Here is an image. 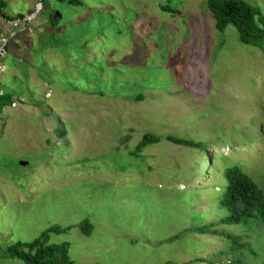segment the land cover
<instances>
[{
    "label": "rangeland",
    "instance_id": "rangeland-1",
    "mask_svg": "<svg viewBox=\"0 0 264 264\" xmlns=\"http://www.w3.org/2000/svg\"><path fill=\"white\" fill-rule=\"evenodd\" d=\"M6 1L7 19L24 20L0 15V94L16 96L0 117V264H23L7 248L49 229L75 264H264L260 219L185 232L222 218L211 199L227 168L264 192L263 51L231 25L218 32L207 0ZM244 1L264 17V0ZM55 11L57 49L41 54L25 33L20 63L2 62L12 33ZM146 134L206 148L161 141L135 155ZM227 235L242 238L237 257L221 254Z\"/></svg>",
    "mask_w": 264,
    "mask_h": 264
},
{
    "label": "trees",
    "instance_id": "trees-1",
    "mask_svg": "<svg viewBox=\"0 0 264 264\" xmlns=\"http://www.w3.org/2000/svg\"><path fill=\"white\" fill-rule=\"evenodd\" d=\"M161 1V0H157ZM45 10L54 11L57 5L78 8L83 5L82 0H42L39 2ZM162 12L180 14L168 5H159ZM8 9V2L0 0V15L7 19L5 11ZM207 10L214 19L215 29L223 33L228 26H233L238 35L240 42L246 46H252L263 51L264 43V17L258 8L250 5L244 0H207ZM47 22L42 24H33L31 27H24L25 30H18L12 38L16 39V43L8 40L4 46L3 52L6 54L2 62L8 58H13V50L18 44H23L22 38L25 33L27 37L35 41L36 50L44 54L50 50L57 49V28L58 23L52 21V13L46 14ZM11 21H23V15H18L15 19H7ZM22 27V26H21ZM20 27V28H21ZM10 35V36H11ZM8 36V38H10ZM33 37V38H32ZM7 38V39H8ZM30 39L25 41L28 45ZM24 45V44H23ZM23 47V46H22ZM24 48V47H23ZM20 63L17 59H12L10 67ZM0 94V117L4 110L13 106L16 96L14 91L3 85ZM141 96L137 100H141ZM166 141L174 146L185 147L192 150L204 151L205 145L192 140L181 139L173 136L158 137L151 134L143 136L142 140L135 148L134 154L137 155L148 145L157 144ZM207 158V157H206ZM208 168L211 167V160L207 161ZM226 185L220 190L219 194L211 201L215 207V211L223 213L222 218L216 224H210L203 227H192L185 230L187 233H197L200 235H215L211 230L216 225H243L248 220L260 219L264 223V192L238 167H230L224 173ZM210 200V199H209ZM81 229L86 236L92 232V225L85 221L81 225ZM52 233H60L59 229H49L44 232L38 239L22 243L17 242L9 246L6 250L8 256L14 260H18L23 264H75L69 256V244H53L49 245V235ZM228 240V248L222 252V255L236 256L245 249L242 238L239 236H226ZM254 253L253 251H251ZM237 257V256H236ZM244 257V256H242ZM241 259V258H240ZM242 260V259H241ZM241 260H229V264H241Z\"/></svg>",
    "mask_w": 264,
    "mask_h": 264
},
{
    "label": "water",
    "instance_id": "water-1",
    "mask_svg": "<svg viewBox=\"0 0 264 264\" xmlns=\"http://www.w3.org/2000/svg\"><path fill=\"white\" fill-rule=\"evenodd\" d=\"M42 0H40V2H41ZM36 14H37V12L36 13H34V15L33 16H36ZM61 19H62V15H61V13L59 12V11H55L54 13H53V15H52V21L54 22V23H58L59 21H61ZM20 166H22V167H25L26 166V163H20Z\"/></svg>",
    "mask_w": 264,
    "mask_h": 264
}]
</instances>
